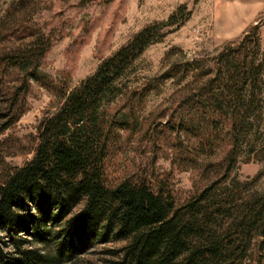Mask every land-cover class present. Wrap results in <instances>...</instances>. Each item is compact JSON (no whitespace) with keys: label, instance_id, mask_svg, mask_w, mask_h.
Masks as SVG:
<instances>
[{"label":"trees","instance_id":"trees-1","mask_svg":"<svg viewBox=\"0 0 264 264\" xmlns=\"http://www.w3.org/2000/svg\"><path fill=\"white\" fill-rule=\"evenodd\" d=\"M172 17L141 27L92 72L60 89L53 108L38 118L30 145L21 148L30 156L3 166L0 264H81L76 253L85 239L118 241L108 250L116 255L115 264H264V187H254L262 171L243 179L231 175L245 143L248 152L264 157V145L249 136L264 104L258 27L210 54L170 61L130 87L123 75ZM48 46L37 37L25 47L0 52V64L21 76L0 112V131L22 112L17 99L25 91L24 80L43 78L38 65ZM166 79L174 89L164 133L174 132L179 145L184 133L202 150L222 149L216 175L179 203L143 178L109 181L105 175L119 131L138 126L131 108L118 107H130L129 101L157 90ZM1 85L0 79V94ZM111 103L118 107L111 109ZM9 146L0 139V164ZM24 232L31 240L20 236ZM50 239H55L51 248Z\"/></svg>","mask_w":264,"mask_h":264},{"label":"rangeland","instance_id":"rangeland-1","mask_svg":"<svg viewBox=\"0 0 264 264\" xmlns=\"http://www.w3.org/2000/svg\"><path fill=\"white\" fill-rule=\"evenodd\" d=\"M171 15L172 24L160 27L161 36L134 59L123 75L122 81L130 87L158 74L170 61L196 53L210 54L252 25H257L264 49V0H0V52L25 47L37 37L49 44L39 59L43 78L24 80L25 91L17 99L22 112L0 131V139L10 143L4 149L0 172L4 165H19L30 156L28 149L21 148L30 145L38 118L53 108L60 89L72 87L92 72L102 57L141 27L166 23ZM0 79V112H5L4 104L21 76L16 69L0 64ZM173 89L172 81L166 79L157 90L129 101L130 107L110 104L111 109L116 106L121 111L131 108L138 126L119 131L118 141L105 160V175L109 181L126 176L143 178L179 203L216 175L222 149L202 150L184 133H179V145L174 142V132L170 136L164 133L161 125ZM249 136L253 143L264 145V104ZM259 154L248 152L245 143L231 173L243 179L261 170L254 185L257 189L264 187V157ZM30 212L35 211L31 208ZM20 236L31 238L26 232ZM54 240L50 239V248ZM85 241V247H78L76 253L81 264H115L117 257L108 250L116 248L118 241ZM34 245L45 250L38 243Z\"/></svg>","mask_w":264,"mask_h":264}]
</instances>
